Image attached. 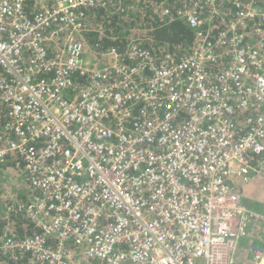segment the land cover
Here are the masks:
<instances>
[{"label":"built area","instance_id":"obj_1","mask_svg":"<svg viewBox=\"0 0 264 264\" xmlns=\"http://www.w3.org/2000/svg\"><path fill=\"white\" fill-rule=\"evenodd\" d=\"M127 1L0 0V168L19 160L37 224L0 264H264L241 191L264 176V1L179 0V58L90 43L88 14Z\"/></svg>","mask_w":264,"mask_h":264},{"label":"trees","instance_id":"obj_2","mask_svg":"<svg viewBox=\"0 0 264 264\" xmlns=\"http://www.w3.org/2000/svg\"><path fill=\"white\" fill-rule=\"evenodd\" d=\"M35 2L36 0H25V7L29 13L40 8L39 4L37 6ZM54 2L55 0H48V6L53 7ZM161 5H166L172 10L173 18L160 20L161 13L158 6ZM180 6L182 4L179 0H129L124 5L123 13L108 9L93 10L87 17L90 29L88 39L91 44L102 49L116 46L121 50H126L131 45L138 43L159 54L170 52L175 58H179L189 53L195 42L194 30L177 18ZM131 27L135 29L133 36H140L139 38L132 37ZM6 113L7 106L0 101V136L5 135ZM16 163L17 159L10 157L4 166L16 167ZM29 194L35 196L32 190H28L27 195L18 196V202H14V199L6 200L0 196V201L8 202V206L11 208L9 214L0 211V235L11 230L16 236L24 237L36 229L34 221L19 208V205L25 204L28 207L31 204L28 203L31 200L26 202ZM257 221L259 220H255V222ZM263 240L264 237L259 241Z\"/></svg>","mask_w":264,"mask_h":264},{"label":"rangeland","instance_id":"obj_3","mask_svg":"<svg viewBox=\"0 0 264 264\" xmlns=\"http://www.w3.org/2000/svg\"><path fill=\"white\" fill-rule=\"evenodd\" d=\"M35 4L40 7H50L48 6V0H36ZM153 13V12H152ZM154 14V13H153ZM133 27L130 28V33L133 36ZM19 162V160H17ZM258 184V182H257ZM260 184V183H259ZM261 184H264V179L262 180ZM255 189H256V184ZM243 185H241L242 188ZM0 196L6 200H13L14 202H18V196L22 194H28V190L30 191V186L26 180L24 172L20 169L19 166L16 165V167H12L11 165L4 164L0 168ZM257 190V189H256ZM16 198V199H15ZM33 199L32 194H29L28 199L26 202ZM259 202V201H258ZM0 211L5 212L8 202L0 201ZM264 205L258 206L257 210L258 212L264 213L263 209ZM264 215V214H263ZM260 221V222H259ZM253 224V233L251 241L254 242H262L259 241L262 237H264V222L259 220ZM264 241V240H263ZM252 262V261H250Z\"/></svg>","mask_w":264,"mask_h":264},{"label":"crops","instance_id":"obj_4","mask_svg":"<svg viewBox=\"0 0 264 264\" xmlns=\"http://www.w3.org/2000/svg\"><path fill=\"white\" fill-rule=\"evenodd\" d=\"M263 179H264V176H260L256 180H254L252 182H249L246 185H243L242 188H241L244 202L247 205H249L250 207H253L255 210H257V208L260 205V203H261V205H264V184H261ZM257 182H258V184H257ZM254 184H256V189L257 190L255 189V185ZM263 210H264V206H263V209L261 211H263ZM258 213L259 214H264V213H261V212H258ZM256 220H261V221L264 222V220L260 219V218H258ZM247 243H249V239L248 238H246L244 240V244L241 246V256L242 257L244 255L250 256V255H248V252H247L248 251L247 250ZM263 243H264V241L257 242L256 244L263 245Z\"/></svg>","mask_w":264,"mask_h":264},{"label":"bare ground","instance_id":"obj_5","mask_svg":"<svg viewBox=\"0 0 264 264\" xmlns=\"http://www.w3.org/2000/svg\"><path fill=\"white\" fill-rule=\"evenodd\" d=\"M33 196V199L28 202V203H31L28 207L25 206V204H23L22 206H20V209L22 211H24L25 213H27V210L36 202V197L32 194ZM259 214V213H258ZM260 215H263V214H260ZM264 216V215H263ZM31 218V217H30ZM264 220V219H263ZM34 226H37V224L34 222ZM36 228V227H35Z\"/></svg>","mask_w":264,"mask_h":264}]
</instances>
